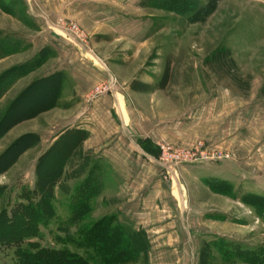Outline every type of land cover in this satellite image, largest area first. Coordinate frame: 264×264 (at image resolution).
<instances>
[{"label":"rangeland","instance_id":"obj_1","mask_svg":"<svg viewBox=\"0 0 264 264\" xmlns=\"http://www.w3.org/2000/svg\"><path fill=\"white\" fill-rule=\"evenodd\" d=\"M258 197L264 0H0V264H103L101 221L112 264H264Z\"/></svg>","mask_w":264,"mask_h":264},{"label":"trees","instance_id":"obj_2","mask_svg":"<svg viewBox=\"0 0 264 264\" xmlns=\"http://www.w3.org/2000/svg\"><path fill=\"white\" fill-rule=\"evenodd\" d=\"M256 202H263L257 206V210L264 214V199L261 197L255 198ZM36 208L41 211V206L36 205ZM86 204H79L78 207L74 208L73 221L81 217L82 211L86 209ZM35 211V210H34ZM5 216L0 215V244H18L21 238H25L30 231V226L26 229H18L15 231L16 226L21 228V218L9 219L6 222L3 220ZM39 217V215L37 216ZM14 232V233H13ZM85 237L87 244H91L94 252L98 255L103 264L117 263L118 260L124 259L123 250L119 242L121 239L116 238L115 235H111L107 222L101 221L95 226L84 230L82 233ZM20 264H92L82 257H77L69 252H55L49 250H41L37 253L18 252Z\"/></svg>","mask_w":264,"mask_h":264},{"label":"crops","instance_id":"obj_3","mask_svg":"<svg viewBox=\"0 0 264 264\" xmlns=\"http://www.w3.org/2000/svg\"><path fill=\"white\" fill-rule=\"evenodd\" d=\"M214 104H219V106H220V112H223L222 113V115L223 114H225L226 113V111H228V109H227V107L228 106H226V101H224L223 99H216L214 102H213ZM226 106V107H225ZM209 119L210 118H208V121H209ZM210 122L211 123H218V120H217V118H214V116L212 115V117H211V119H210ZM123 128H127V126L125 125V126H123ZM124 132H125V129H124ZM128 132V131H127ZM125 134V136H127L128 137V140H130V143H131V145H132V147L134 148V150L137 152V153H139L143 158H145V159H148V160H152L153 158L145 151V150H143L133 139H132V136L130 135V133L128 134V135H126V133H124ZM239 134V131H238V133L235 135V137L236 136H239L238 135ZM241 172V171H240ZM242 173V172H241Z\"/></svg>","mask_w":264,"mask_h":264},{"label":"built area","instance_id":"obj_4","mask_svg":"<svg viewBox=\"0 0 264 264\" xmlns=\"http://www.w3.org/2000/svg\"><path fill=\"white\" fill-rule=\"evenodd\" d=\"M76 30V27H74V31Z\"/></svg>","mask_w":264,"mask_h":264}]
</instances>
